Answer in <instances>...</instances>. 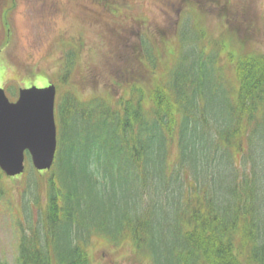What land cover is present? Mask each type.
Returning <instances> with one entry per match:
<instances>
[{"label": "trees", "instance_id": "1", "mask_svg": "<svg viewBox=\"0 0 264 264\" xmlns=\"http://www.w3.org/2000/svg\"><path fill=\"white\" fill-rule=\"evenodd\" d=\"M192 67L148 95L131 86L118 110H60L55 176L17 264H90L83 231L164 264H264V55L238 61L236 87Z\"/></svg>", "mask_w": 264, "mask_h": 264}, {"label": "rangeland", "instance_id": "2", "mask_svg": "<svg viewBox=\"0 0 264 264\" xmlns=\"http://www.w3.org/2000/svg\"><path fill=\"white\" fill-rule=\"evenodd\" d=\"M215 1L213 7L212 0H112L105 10L86 4L85 0H73L70 4L67 0L2 1L0 87L10 85L14 94L20 89L45 87L50 77L61 72H54L60 59L57 54H72L77 46L79 55L72 58L69 76L63 79L60 73V77L49 79L57 83L60 101L74 95L83 102L108 98L117 104L134 81L139 89L149 92L161 83L167 86L178 64H183L184 72L193 68L196 61L189 64L191 52L195 58L213 63V75L232 86L236 84L232 59L264 55V0ZM188 3L190 6L185 5ZM110 9L115 10L116 16L108 15ZM247 9H252L247 12L248 19L254 13V24L249 30L248 20H242ZM224 13L228 14L230 24L240 20L236 28L229 27L222 17ZM6 17L10 18L6 24L9 37ZM239 31L244 35L237 34ZM231 33L250 36V41L241 45ZM62 34L72 41L63 38L58 42L57 36ZM143 60L147 62L142 64ZM10 97L14 95L11 93ZM174 152L172 148L171 155ZM54 174L28 171L16 180L4 179L5 195L0 198V258L6 264H17L23 227L26 220L30 222L41 215L48 180ZM127 185L130 193L131 180ZM102 196L107 197L104 191ZM23 202L25 212H21ZM134 252L128 241L114 246L100 237H93L87 247L92 264H164L162 257L152 261L136 257Z\"/></svg>", "mask_w": 264, "mask_h": 264}, {"label": "water", "instance_id": "3", "mask_svg": "<svg viewBox=\"0 0 264 264\" xmlns=\"http://www.w3.org/2000/svg\"><path fill=\"white\" fill-rule=\"evenodd\" d=\"M54 88L19 91L16 103H9L0 90V170L9 177L23 172L24 152L33 167L48 170L56 149L53 118Z\"/></svg>", "mask_w": 264, "mask_h": 264}, {"label": "flooded vegetation", "instance_id": "4", "mask_svg": "<svg viewBox=\"0 0 264 264\" xmlns=\"http://www.w3.org/2000/svg\"><path fill=\"white\" fill-rule=\"evenodd\" d=\"M87 1L86 4H93L98 6L99 8H106V6L104 5V2L102 0H85V2ZM73 0H67V3L70 4L72 3ZM57 11L59 12V8L57 7ZM119 10H118V14H119ZM110 14H114V12H110ZM117 14V15H118Z\"/></svg>", "mask_w": 264, "mask_h": 264}]
</instances>
